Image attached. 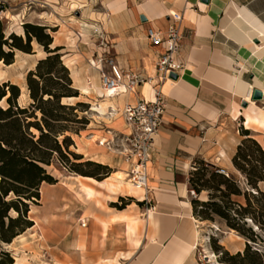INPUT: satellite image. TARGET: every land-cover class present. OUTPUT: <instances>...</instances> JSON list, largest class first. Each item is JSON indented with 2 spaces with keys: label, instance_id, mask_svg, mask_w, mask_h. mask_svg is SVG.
I'll use <instances>...</instances> for the list:
<instances>
[{
  "label": "crops",
  "instance_id": "obj_1",
  "mask_svg": "<svg viewBox=\"0 0 264 264\" xmlns=\"http://www.w3.org/2000/svg\"><path fill=\"white\" fill-rule=\"evenodd\" d=\"M100 1L104 5V14L113 22L111 27L115 34L110 37L117 41L114 47L120 49L125 47L123 38L128 40L126 48H135V45L147 48L150 44L147 30L150 27L166 32L171 24V12L183 16L180 23L182 35L176 53L183 69L173 84L162 83L168 106L156 137L155 157L149 167L150 191L147 194L143 237L139 249L125 264H195V248L203 223L193 213L189 187V174L195 158L200 157L233 175L236 169L232 160L243 140L242 129L250 131L264 148V108L252 101L255 90L264 94V0H209L208 4L201 0ZM55 5L51 3L50 7L53 9ZM141 16L146 17L147 22L143 23ZM18 31L12 32L21 36L23 27H18ZM53 39L51 48H67L58 37L53 36ZM32 47L35 48L34 42ZM39 47L42 51L33 49L34 54L20 51L17 55L18 51H15L12 65L0 62V67L8 72L6 80L0 84H14L9 70L17 64L18 57L37 56V62L45 58L43 47ZM153 48L158 50V55L162 52L161 47ZM115 62L125 70L135 71L137 66L136 59L126 62L124 56H117ZM65 65L74 78V85L79 87V81L85 85L78 72L72 71L69 64ZM32 70L29 68L27 71ZM79 92L81 99L83 94L81 90ZM152 93L151 85L145 84L137 96L115 97V108H110L107 116L118 115L122 112L121 105L135 104L143 96L149 98ZM248 102L250 105L244 108L242 105ZM239 122L243 123V128ZM116 125L118 133H129L123 123L117 122ZM77 138L82 141V137ZM74 141L75 151L85 160L111 167L119 164L106 146ZM118 171L126 175L127 169ZM113 173L103 181L80 175L72 177L78 180L80 191L89 198L99 194L89 183L106 190L110 201H116L124 190L136 191V194L143 192L121 184L113 178ZM45 185L49 184L42 185L41 200L44 199ZM139 200H143V196ZM101 206L104 207L103 204ZM31 220L34 226L30 230L43 226L41 219ZM117 220H127L132 232L138 227L132 221L133 217L126 214L114 215L102 223L110 226ZM86 227L87 224L82 226ZM22 238L23 235L19 239ZM14 264H21L20 259H16Z\"/></svg>",
  "mask_w": 264,
  "mask_h": 264
},
{
  "label": "rangeland",
  "instance_id": "obj_2",
  "mask_svg": "<svg viewBox=\"0 0 264 264\" xmlns=\"http://www.w3.org/2000/svg\"><path fill=\"white\" fill-rule=\"evenodd\" d=\"M40 1L3 0L4 3L0 10L4 12L3 14L6 13V17L2 15L0 21L3 23L6 36L12 31L20 32L18 27H23L21 23L48 27L51 36L58 37L61 44L67 46L60 52L62 57H65V60L62 59L63 62L69 64L72 71H77L78 76L84 81L85 85L79 81V87L74 85L75 88L93 87L96 83L97 87L105 94V88L100 80L101 69L109 71L106 62L115 61L117 56H124L126 62L129 60L134 62L136 59L135 72L146 78V83L149 82L152 89L158 86L162 87L156 70L158 50H155L151 44L147 48H139L136 45L135 48H126L125 44L128 40L125 38L122 40L125 47L115 48L117 41L110 37L111 34H115L111 27L113 22L104 14V5L100 0ZM51 3L56 4L53 9L50 7ZM48 4L50 5L48 6ZM18 15L20 17H16ZM33 41L35 43L33 49L37 52L38 50L42 51L36 39ZM22 59L26 61L23 60V62ZM37 59V56L22 55L21 58L18 57L17 64L9 70L12 82L20 88L25 85L28 90L27 70L33 66ZM7 76L8 72L0 67V82L6 80ZM151 80L153 83L150 82ZM90 92L89 96L83 95L79 101L72 102L75 105L79 102L88 104L87 107L78 110L79 118H84L87 122L85 130L80 135H72V137L77 142L96 146L100 141L110 139L114 134H120L116 131L117 122L123 123L124 126L126 124L121 112L115 116L108 114L106 118H103L92 111L94 104L107 100L99 98V93L95 89ZM116 99L114 98L113 101ZM252 101L257 102L260 108H264L263 100L254 101L252 98ZM30 103L29 95L23 102L18 100V104L23 106H29ZM1 104L3 107H7L6 101ZM249 105L248 102L247 107ZM120 107L123 109L124 105ZM239 123L243 128V123ZM62 124L77 128L70 122ZM78 136L82 137V141H79ZM91 137L94 138L91 139ZM75 148L76 143L71 146L70 151L77 153ZM108 152L119 163L114 164V167L109 166L112 173L129 168L117 151L108 150ZM47 169L58 180V183L53 186H44V199L37 205L31 204L32 213L29 214L30 218L41 219L43 226L27 230L22 234V239L18 237V240H14L10 246L0 243V253L3 250L10 252L15 262L16 259H20L21 264H125L141 245L147 211V201L139 200L143 196V192L136 194V191L132 193L124 190L121 195L117 196L116 201H110L106 190L89 183L99 193L97 196L89 198L80 191L78 180L72 177L77 174L70 172L68 166L61 162L58 156ZM233 175L243 184L244 177L240 172L236 170ZM260 186L264 191V184ZM190 195L191 198H198L201 201L208 200V192H202L200 195L190 193ZM121 198L126 200V203H130V198H133L134 201L125 209L119 210L112 204L116 203L118 206H122L124 202L121 201ZM140 203L142 204L140 205ZM119 214L133 217L132 221H135L138 226L135 232L129 229L127 220H117L110 226L106 223L107 227L102 223L103 220H109L112 216ZM11 215L15 216L16 214L12 212ZM199 220L203 223L200 225V240L195 248V264H221L222 253L214 250V240H217L220 246L232 254L244 250L246 241L235 232L230 231L224 221L219 218H215L213 221ZM84 223L87 224L86 228H82ZM136 243L139 245L137 246Z\"/></svg>",
  "mask_w": 264,
  "mask_h": 264
},
{
  "label": "trees",
  "instance_id": "obj_3",
  "mask_svg": "<svg viewBox=\"0 0 264 264\" xmlns=\"http://www.w3.org/2000/svg\"><path fill=\"white\" fill-rule=\"evenodd\" d=\"M23 28L25 38L14 32L6 36L0 21V62L12 65L15 51L34 54V39L46 57L27 75L29 106L18 104V85L0 84V243L5 244H11L34 226L29 216L31 204L41 201L43 184L58 183L47 169L57 156L70 172L82 177L103 181L112 174L108 165L85 160L83 155L70 151L75 145L72 135H80L87 124L79 118L78 110L88 104H62L64 98L80 97L60 54L64 48H51L54 39L46 26L23 24ZM4 101L7 107L2 106ZM241 135L243 140L232 162L244 177L243 184L234 175H223L216 166L197 157L189 174V187L195 195L208 192V200L192 198L191 203L195 217L202 221L219 218L246 241L243 251L232 254L214 240V250L222 253L221 264H264V191L260 186L264 184V148L250 131L242 129ZM121 201L122 206H112L123 210L134 200ZM12 212L16 215L12 216ZM14 263L10 252L0 253V264Z\"/></svg>",
  "mask_w": 264,
  "mask_h": 264
},
{
  "label": "built area",
  "instance_id": "obj_4",
  "mask_svg": "<svg viewBox=\"0 0 264 264\" xmlns=\"http://www.w3.org/2000/svg\"><path fill=\"white\" fill-rule=\"evenodd\" d=\"M3 3V0H0V9ZM3 13L0 10V17ZM169 18L171 24L166 32L155 27H150L147 30V38L150 44L153 47L162 48V52L156 60V70L161 84L169 80L173 81L170 74L179 75L183 69L182 63L176 56L182 35L180 23L183 16L171 12ZM106 63L109 66V71L106 72L101 69L100 74L103 87L111 90L116 96L121 94L137 96L139 88L144 87L147 79L135 71L123 69L113 60ZM98 69L100 70V68ZM167 106V98L162 87L153 88V93L149 98L143 96L135 104L129 103L122 109L121 116L129 129V133L114 134L109 140L99 142L100 146H106L109 151H117L124 162L129 165L126 172L128 179L136 188L145 190L144 200L146 201L150 191L149 166L155 157V141L163 124ZM218 172L230 176V173L224 168H218ZM192 194L195 195L194 191ZM83 226L86 224L84 223Z\"/></svg>",
  "mask_w": 264,
  "mask_h": 264
},
{
  "label": "bare ground",
  "instance_id": "obj_5",
  "mask_svg": "<svg viewBox=\"0 0 264 264\" xmlns=\"http://www.w3.org/2000/svg\"><path fill=\"white\" fill-rule=\"evenodd\" d=\"M2 15H4V17H6L5 15H6V13L5 14H2ZM19 17V16H18ZM11 18V17H10ZM14 19V18H13ZM24 23H21V25H23ZM25 33L24 32H21V35L23 36ZM34 45H35V43H34ZM17 53H19L20 54V52H16V54ZM18 55V54H17ZM24 62V61H23ZM37 64H38V62L36 61L34 64H33V66H31V68L30 69H33V70H35L36 69V66H37ZM24 65V64H23ZM27 72V71H26ZM30 71H28V73H29ZM7 74V73H6ZM26 75V74H25ZM5 77V76H4ZM150 82H152V80L150 81ZM168 82H171L172 84H173V81L172 80H169ZM26 84V83H25ZM146 84H149L150 85V83L148 82V83H146ZM92 89H95L98 93H99V98H106V100L107 101H105V102H101V103H96V104H94L93 105V109H92V111H94V112H96V113H98L99 115H101L103 118H106V116H107V113H108V111H109V109L110 108H115V105H114V102H113V99L115 98V97H119V96H116L111 90H109V89H105L104 91L106 92L105 94H103L102 93V91L100 90V88L99 87H97V85H96V83L94 84V86L93 87H82V88H79L78 90H81V92H82V94L84 95V96H89L90 94H91V90ZM122 90H124L123 88H122ZM97 93V94H98ZM28 95H29V91L26 89V86L25 85H23L22 87H21V97H20V101H25L27 98H28ZM121 95H124V94H121ZM80 99L79 98H64L63 100H62V104H67V105H75L74 103H72V102H74V101H79ZM71 102V103H70ZM113 113V112H112ZM105 141V140H104ZM103 141V142H104ZM99 146V145H98ZM113 178L114 179H116L117 181H119L121 184H123V185H126V186H131V187H133V188H135V189H137V190H141V191H143V200H144V198H145V190H143V189H138V188H136L135 186H133V184L129 181V179H128V176H127V173H126V175L123 173V172H115V173H113ZM76 177V176H75ZM79 178V177H78ZM128 181V182H126V181ZM115 182V181H114ZM117 183V182H116ZM131 185H130V184ZM87 193V192H86ZM31 219V218H30ZM30 230V229H29ZM22 236V235H21ZM21 236H19V237H21ZM81 241V240H80ZM82 243H84V242H82ZM84 247V246H83ZM79 251V250H78Z\"/></svg>",
  "mask_w": 264,
  "mask_h": 264
},
{
  "label": "water",
  "instance_id": "obj_6",
  "mask_svg": "<svg viewBox=\"0 0 264 264\" xmlns=\"http://www.w3.org/2000/svg\"><path fill=\"white\" fill-rule=\"evenodd\" d=\"M201 2L204 3V4H208L209 3V0H201ZM141 21L143 23H145V22H147V18L144 17V16H141ZM170 78L173 79V80H177L178 79V75L175 74V73H172V74H170ZM252 98H253L254 101H261V100L264 99V94L260 90H255L253 92ZM243 106L244 107H247V103H245Z\"/></svg>",
  "mask_w": 264,
  "mask_h": 264
}]
</instances>
